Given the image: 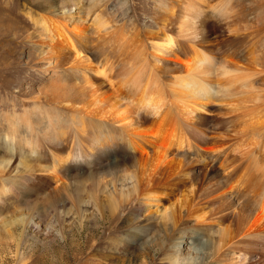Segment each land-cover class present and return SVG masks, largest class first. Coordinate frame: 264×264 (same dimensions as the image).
<instances>
[{"label":"rangeland","instance_id":"374dc122","mask_svg":"<svg viewBox=\"0 0 264 264\" xmlns=\"http://www.w3.org/2000/svg\"><path fill=\"white\" fill-rule=\"evenodd\" d=\"M52 3L53 12L49 13ZM62 10L71 16L68 29L63 30L77 25L82 29L81 36L62 34L63 25L57 17ZM28 13L41 14L47 29L61 31L64 50L47 46V32L36 27ZM263 15L264 0H0V128L5 123L3 113L14 112L22 117L23 110L30 111L31 107L47 111L50 106L62 108L59 102L50 99V86L59 77L71 84L70 79L79 82L85 71L86 75L104 81V86L101 85L104 94L96 98L109 100L104 108L111 112L125 107L118 105L135 92L129 90L128 83L137 80L138 89L145 87L149 93L158 92L165 99L161 106L164 116L161 135H173L168 137L172 144L167 156L182 163L188 161L190 171L196 170L203 177V189L223 180L220 161L235 168L236 174L229 183L235 197L227 194L224 198L229 199L223 202L212 199L204 210L208 214L225 213L221 220L210 224L211 241L218 245L210 264H230L233 259L235 264H264V231L259 234L246 231L255 211L264 215L260 206L264 203ZM192 18L195 29L202 30V34H196L192 24L182 25L184 19ZM203 19L211 26L200 27ZM165 38H171L180 52L177 54L189 62V73L180 67L164 69L152 62L149 43ZM182 44L191 46L188 53L180 50ZM203 61L207 62L203 64ZM72 68L79 70L72 73ZM68 74L76 79L66 78ZM185 74L197 75V90L189 88L187 95L202 103L192 122L174 109ZM182 85L186 89L185 83ZM202 90L206 94L199 92ZM85 96L86 91L77 107L94 112L90 101L96 98L91 96L87 102ZM60 108L56 110L61 113L58 115L65 116L69 122L67 111ZM31 113L32 119L37 118ZM237 131L246 138L244 146L249 141L254 144L242 145L234 151L240 139V135L234 134ZM107 132L117 138V146H113L114 142L110 144V140L102 141L99 135L94 138L101 143L92 144V137L85 133L81 145L75 141L71 159L56 164L58 173L67 181L66 191H56L55 185L47 184V171L38 169L53 164L52 149L50 152L41 149V156L20 157L28 166L24 172L15 148L0 145V163L1 159L8 160L6 169L0 172V184L6 190L0 193V221L9 222L19 215L30 220L22 228L0 227V264H96L97 260L101 264H119L118 260H126L123 264H164L165 240H156L161 228L153 224L154 218L147 208L141 210L133 202L120 211L118 204L117 211H112L110 198L117 203L120 191L127 193L131 180L123 178L120 168L108 172L112 171L108 167L116 163V154L126 159L130 151L124 139L122 143L126 147H119L116 131ZM69 140L64 144L71 147L73 142ZM153 152L152 148L150 155ZM204 152L208 154L199 158ZM126 168L131 172L140 167ZM102 174L108 176L107 181L113 179L115 191L111 184L102 185L103 180L98 188L96 183ZM165 180L169 181L167 178L160 181ZM258 184L262 188L257 190ZM253 189L258 193L254 194ZM135 208L140 209L138 215ZM112 219L115 221L110 223ZM139 224L151 227L143 233L137 230ZM183 225L193 226L195 219L189 218ZM220 228L222 233L218 231ZM183 239L186 241L181 243V254L188 253L190 242L197 243L200 256L207 251L204 235L189 232ZM109 251L118 258L112 259L113 255L109 254L113 252ZM248 256L252 258L249 260Z\"/></svg>","mask_w":264,"mask_h":264},{"label":"bare ground","instance_id":"6f19581e","mask_svg":"<svg viewBox=\"0 0 264 264\" xmlns=\"http://www.w3.org/2000/svg\"><path fill=\"white\" fill-rule=\"evenodd\" d=\"M224 3H222L221 6L224 7ZM191 4L192 2L189 3V5ZM53 6L54 4L52 3L49 8V13L53 12ZM161 6L162 9H164L163 4H161ZM196 11H199V9H197ZM60 13L61 15L57 17L61 19L60 21L62 23L60 25H63L61 30L62 34L65 35L67 32H70L76 36H81L82 29L77 25H72L69 28L70 30H63L68 29V20H70L71 16L66 15L67 13L65 14L63 10ZM28 14H31L28 16V18L36 27H38L39 29H45V31L47 32V46L50 49L60 48L64 50L65 40L64 35L62 36L59 34L61 31H55L57 29L53 27L47 29V27H45V23L42 21L41 14ZM189 24H192V27L195 29L193 18L189 20L184 19L182 21V25L184 27ZM209 25L210 24L205 19L200 22V27H209ZM198 32L202 34V30L195 29V33L198 34ZM149 44V56L154 64H158L159 67L162 66L164 69L179 70L180 67L182 71L187 73L190 72V69H188L189 62H184L181 56L177 54L179 52L178 48L176 45H173L171 38H165L159 42H151ZM179 48L183 52V54H185L190 51L191 46L182 44L179 46ZM78 49L81 50V47H79ZM206 62L207 61H203V64H205ZM74 70L75 68L72 70V73H77V70L79 69L77 68L75 71ZM84 72H78L79 74L82 73L79 82L70 79L69 81H72L73 83L66 84L65 79L59 77L60 79H56L55 82H53V84L50 86V99L54 102H59L62 105V108H58L67 111L69 122L65 116L58 115L61 113L56 111L58 109L57 107L51 108V106L49 107L50 111L37 107H31L30 111L28 110V108L24 109L22 117H20L19 115H15L14 112L13 114L3 113L2 116L5 118V123L3 124V127L0 128V145L3 144L6 148L9 149H13L14 147V151L18 153L17 157H19V160L21 159L20 157H23L24 155L26 157H29L32 154L41 156V149H44V151L46 150L48 152H50L49 149H52L50 153H52L53 155V164L47 165L48 167L46 168L43 167L38 169L47 171V184L55 185L56 191L60 189L66 191V188H68L67 181L60 173H58V167L56 168V164L59 165V163H67L71 159L75 141L77 140L81 145L82 142L85 141L83 135L87 133V136L89 135V138L92 137V144L96 145L101 143L98 139L95 140L94 138L95 135H99V137L102 138V141L107 142L110 140V144L114 142L113 146H117V138H112L110 134H108L109 132H107V130L111 132L116 131V134L119 135V147H126H123L122 140L124 139V141L128 144L126 148L130 151V153L128 154V158L126 159L123 156L122 158L121 156H118L116 154V163L114 165H109L108 170L112 171L108 172H114L115 169L120 168V172L122 173L123 178L125 180H131V187L127 190V193L120 191L117 203L113 201V198H110L112 211H117L118 204V209L120 208V211L128 206H131L133 202H136L140 206L141 210L147 208V211H149L150 215H152V218H154L153 224H157L161 228V231L159 230L156 240H165V246L163 249V255H165L164 264H210L211 260L214 261L213 258L215 252H217L216 246H218L215 245L213 241H211L212 233L209 232L210 224L215 223L218 219L221 220L222 217H224L225 213L223 211H218L217 213L208 214L204 210L207 203L212 199H222L223 202L226 199H229L224 198L227 194L233 195L230 191L229 183L231 180H233L232 176L236 174H234L233 172L235 168H230V163V166L228 165V163L226 166H224L226 164V160L224 161L225 163H223V161H220L219 167L221 168V175L223 180L203 189V177L196 170L190 171L191 169L188 166V161L182 163L183 161L181 160H176L175 158L169 157V155L167 156L169 144H172V140L168 137L171 138L173 137V135H161V125L164 121V116L161 115V106L164 104L165 99L161 98V95L158 92L149 93L145 87L142 89H138L139 82L137 80H133L128 83V87L130 91L135 89V92L124 103L121 102L118 105V108H120L123 104L125 105V107L119 109L118 111L116 110V112H111L108 109L104 108L107 103H109V100L96 98L100 93L104 94L103 90H101V85H103V83L105 82L98 80L94 76H88ZM99 74L102 75V72H100ZM66 76V78L71 77L72 79H76V76L72 74L70 76L69 74ZM196 76L197 75L190 74H185L183 76V79L180 81V93L182 94V96L186 97L182 98L180 97V94V96L177 98V102L174 100L176 102V106L174 105V109H177L180 116L185 120H188L189 122L194 121L199 110L198 106L202 105L201 102L198 103L196 101H193L187 95V91L189 90V88L195 91L197 90L195 88ZM182 83H185V86H187L186 89L185 87H183ZM84 91H86L85 99L87 102L91 98V96L96 98L93 101H90V103L93 102L92 108L94 112H91L92 110L81 111L82 109L77 107V104L81 101L80 97L83 95ZM199 92L204 95L207 91L202 90ZM156 93L159 95H157ZM31 111V114L36 115L37 118L32 119L30 117ZM146 118H149L151 120H147ZM118 126L120 128L119 131H117ZM239 131L234 133L236 135H240V139L238 143L235 144V147L233 149L234 151L240 149L242 145L244 146L246 140V138L242 136L243 134ZM81 134L83 137H81ZM68 138H70V142H73L71 147H68L64 144V141L66 139L68 140ZM252 143L253 141H249V143H246L244 147L251 146ZM178 146L182 147V145ZM152 148L154 149V152L152 153V155H150V150ZM246 153L248 152L246 151ZM246 153L244 154L246 155ZM207 154L208 153L204 152L199 158H204V156ZM203 161L205 160L203 159ZM18 164L21 165L22 171H28V166L23 162V160H20ZM18 164L15 166L14 170H17ZM203 164H205V162H203ZM7 165L8 160L1 159L0 172H3L4 169H6ZM126 167L132 169L136 167L140 168L138 170H131V172H129V169H127ZM107 178V175H99L98 183H96V185L99 184L98 188L100 189V184L103 180L102 185L107 186V184H111L112 190L115 191L116 184L113 182V179H109L107 181ZM161 178H167L169 181H160ZM31 179L33 178L31 177ZM20 185L22 184L20 183ZM257 187V190L262 188L260 184H258ZM257 190L253 189V191L255 192L254 194L258 193ZM5 191L6 190H4L2 185L0 184V193H5ZM233 196L235 197V195ZM260 206H262L264 210V203H262ZM140 209L135 208L134 213L138 215L140 213ZM19 217L20 215L15 216L9 222L5 220L0 221V227L4 228L5 226H14L22 228L25 227L30 221L29 218L24 219L23 217ZM189 218L195 219V225H183V223ZM115 219L110 220V223H113ZM249 223L250 225H247L248 228L246 227V231H250L252 234H259L264 231V215L259 213V211H255L252 220ZM200 225L204 227L201 229ZM140 227H142V229ZM150 227L151 225L148 224H139L137 230L146 233V231ZM218 231L222 233L223 229L220 228L218 229ZM189 232L195 235L197 233H200L207 238L206 244L204 245V248L207 251L203 255L200 256V249L198 248L197 243L196 245H193L192 242H190L188 253L185 255L181 254V249L183 248V244L181 243L183 241H186L183 239V235ZM109 243L112 244L113 242L111 241ZM220 244L221 243H219V246ZM98 254L99 253L97 252L96 255ZM100 254H103V252ZM109 255H113L112 259L114 260H116V257L118 258V256L114 252L112 254L110 253ZM250 258L252 257L248 256L249 260ZM207 259H210V261L207 262ZM238 260L239 262L241 261L240 259ZM116 262H119V264H123L124 262H126V260H118ZM235 263L237 262L234 259L233 262H230V264ZM96 264H101L100 260H97Z\"/></svg>","mask_w":264,"mask_h":264}]
</instances>
